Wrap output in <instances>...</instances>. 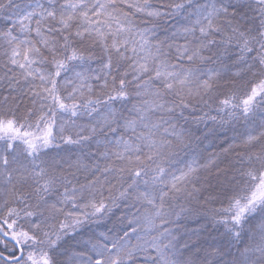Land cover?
I'll use <instances>...</instances> for the list:
<instances>
[{
    "label": "snow or ice",
    "instance_id": "obj_1",
    "mask_svg": "<svg viewBox=\"0 0 264 264\" xmlns=\"http://www.w3.org/2000/svg\"><path fill=\"white\" fill-rule=\"evenodd\" d=\"M0 264H264V0H0Z\"/></svg>",
    "mask_w": 264,
    "mask_h": 264
}]
</instances>
